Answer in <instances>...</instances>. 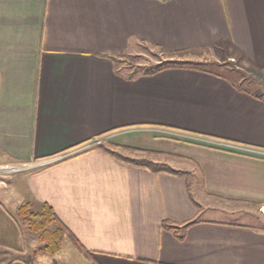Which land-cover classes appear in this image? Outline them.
Instances as JSON below:
<instances>
[{
  "label": "crops",
  "instance_id": "obj_1",
  "mask_svg": "<svg viewBox=\"0 0 264 264\" xmlns=\"http://www.w3.org/2000/svg\"><path fill=\"white\" fill-rule=\"evenodd\" d=\"M133 44L179 57L229 47L255 91L194 69L129 80L112 57ZM101 137L159 153L177 173L79 151ZM254 151L264 152V0H0V164L21 165L0 181V264H24L5 258L30 238L15 216L28 201L52 207L89 264H264Z\"/></svg>",
  "mask_w": 264,
  "mask_h": 264
},
{
  "label": "rangeland",
  "instance_id": "obj_2",
  "mask_svg": "<svg viewBox=\"0 0 264 264\" xmlns=\"http://www.w3.org/2000/svg\"><path fill=\"white\" fill-rule=\"evenodd\" d=\"M166 59H168L166 55H164V53L158 49H154L143 44H133L126 51L118 54L115 57V64L116 68L119 69L121 73L127 75L129 72V70H127L128 68L133 70L139 67L154 66ZM172 59L180 61H192L199 64L202 63L203 65L201 68L222 75L234 81L239 86H244L246 89L255 91L254 87L247 83L249 75L246 73L247 68L244 66L242 59L235 50H232L229 47H216L208 51L198 53L195 56H174ZM241 78H243L242 81L240 80ZM103 144L124 158L132 159L134 161H147L170 168L167 164L159 162L162 160V155H159V153L154 154L149 152L144 153L135 151L136 148H134V146L132 147L130 144L129 146L122 145L121 143H118V141L113 142L112 139L107 137L98 138V140L86 145L87 148H84L92 149ZM175 151L178 152L179 149L176 148ZM152 160H157L158 162H153ZM13 165L14 164L10 162H4L3 164H0V170L7 167L6 172H0V181H3L4 183L9 181L10 183L13 177H16L15 175H17V173L20 171L17 169H20L19 166L21 165ZM41 168L43 167H29L25 170L35 171L40 170ZM15 216L21 225L20 220L17 218L16 212ZM21 227L23 228L25 235H28L30 238L25 239V246L21 247V249L19 248L18 250L20 251L8 252V255L5 259L10 260L19 257L23 260L30 261L32 264H89V260H85V257L87 259L89 258V254H86L85 251L81 250L70 236L65 235L62 238L61 249L57 255L47 256L38 253V251L42 248V245L38 242L37 236L31 234L22 225ZM3 260L4 257L0 256V263Z\"/></svg>",
  "mask_w": 264,
  "mask_h": 264
},
{
  "label": "trees",
  "instance_id": "obj_3",
  "mask_svg": "<svg viewBox=\"0 0 264 264\" xmlns=\"http://www.w3.org/2000/svg\"><path fill=\"white\" fill-rule=\"evenodd\" d=\"M162 52V51H161ZM164 53V52H162ZM178 53H164L168 59L154 65L148 67H139L137 69L129 70L127 74V78L129 80L135 79L139 76H153L159 72H162L167 69H194L199 71H208L202 67V63H194L192 61H180V60H173L174 56H177ZM112 61L116 66L115 57H112ZM92 149H99L105 152L107 155L134 167H140L144 169H148L154 173H170L175 174L176 171L163 166L153 164L147 161H134L132 159L124 158L117 154L116 152L112 151L111 149L107 148L105 144L98 145ZM135 151L139 152H149L151 151H143L141 149H135ZM17 218L20 220L21 225L29 231L31 234L37 236L38 242L42 245V248L38 251V253L47 255V256H55L57 253L60 252L61 249V241L65 235L70 236L78 245V247L85 251L88 254V251L84 250L78 241L74 238V236L68 231V229L61 223L58 219L57 215L55 214L52 207L46 203H34L32 201L25 202L18 206L16 210ZM192 223H188L187 225L183 226L180 231L184 232V230L190 226ZM161 227L167 231H171L174 234H177L178 230L177 227H173L167 221H164ZM178 238L180 240L183 239V235H179ZM24 264H32L28 260H22Z\"/></svg>",
  "mask_w": 264,
  "mask_h": 264
},
{
  "label": "built area",
  "instance_id": "obj_4",
  "mask_svg": "<svg viewBox=\"0 0 264 264\" xmlns=\"http://www.w3.org/2000/svg\"><path fill=\"white\" fill-rule=\"evenodd\" d=\"M85 148H87V147H85ZM85 148H83V149H81V150H79V151L87 150V149H85ZM88 148H89V146H88ZM79 151H78V152H79ZM253 153L256 154V155H258V156H262V157H264V152H257V151H254ZM69 156H70V154H67V155H59V156L53 157V158H51V159H49V160H46V161L40 162V163H38V164L32 166V168H33V167H43V168H44V167H46V166H48V165H52V164H55V163H57V162H60V161H62V160H64V159L68 158ZM6 168H7V167H6ZM6 168L1 169L0 172H6V171H7ZM17 170H21V169H17ZM10 171H13V170H10Z\"/></svg>",
  "mask_w": 264,
  "mask_h": 264
}]
</instances>
